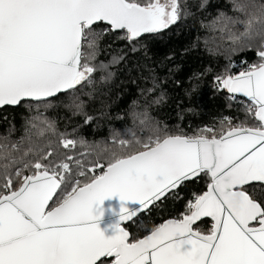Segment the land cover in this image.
I'll list each match as a JSON object with an SVG mask.
<instances>
[{
    "label": "snow or ice",
    "instance_id": "snow-or-ice-1",
    "mask_svg": "<svg viewBox=\"0 0 264 264\" xmlns=\"http://www.w3.org/2000/svg\"><path fill=\"white\" fill-rule=\"evenodd\" d=\"M237 7L248 16L249 9L260 12L255 25L253 19L225 17L226 24L243 29L238 40L248 47L254 36L264 38V4ZM179 18L177 0H0V107L28 103L36 110L28 124L35 128L39 121L42 132H55L39 109L64 95L66 107L83 112L77 88L93 84V74L108 69L96 63L103 35L122 31L120 39L135 52L144 34L167 29ZM98 24L106 27L98 30ZM258 55L261 62L245 71L226 70L216 77L234 99L236 94L247 98L251 123L229 122L218 132L206 128L195 135L148 124L144 139H121L119 151L102 150L89 161L80 158L86 153L45 154L50 144L14 155L25 139L31 142L27 131L11 142V149L8 138H2L0 264H264V50ZM124 58L114 56L110 63ZM84 115V123L91 122ZM59 135L65 150L85 144ZM201 174L210 181L207 191L193 194L181 218L152 228L143 238L122 226ZM256 184L259 192L251 190ZM117 194L141 208L122 206L113 234L106 235L94 208ZM203 218L213 222L207 232L194 227Z\"/></svg>",
    "mask_w": 264,
    "mask_h": 264
},
{
    "label": "trees",
    "instance_id": "trees-1",
    "mask_svg": "<svg viewBox=\"0 0 264 264\" xmlns=\"http://www.w3.org/2000/svg\"><path fill=\"white\" fill-rule=\"evenodd\" d=\"M177 4V22L158 33L144 34L135 52L129 50L127 41L120 39L122 31L108 32L98 40L96 63L103 62L108 69L96 71L93 84L77 88L76 95L84 101L83 112L75 113L73 108L66 107L68 100L64 95L51 100V107L39 109L54 123L55 132H42L45 126L39 121L35 128L28 124L36 115L35 108L28 103L0 108V143L7 137L11 149V142L26 137L27 131L31 142L25 139L21 151L14 155H22L30 146L50 144L45 147V154L52 150L67 156L86 153L80 158L89 161L102 150L119 151L121 139H144L148 124L166 126L172 133L195 135L206 128L218 132L229 122L251 123L245 113L246 100L236 96L234 99L218 85L216 77L225 75L226 70L235 75L261 62L258 52L264 50V38L254 36L248 47H241L238 37L243 29L238 24H226L225 17L253 19L255 25L259 10L249 9L252 16H248L237 5H260L264 0H177ZM105 27L97 25L98 30ZM122 54V61L110 63L114 56ZM84 113L92 117L91 122L84 123ZM121 131L129 134L122 136ZM59 133H65L64 138L83 139L85 144L65 150ZM65 162L72 166L70 161ZM208 183L203 174L184 183L126 225L130 234L140 238L166 219L181 218L193 194L203 193ZM251 190L259 192L261 185H253ZM67 191H71V186ZM210 227L209 219L195 225L205 232Z\"/></svg>",
    "mask_w": 264,
    "mask_h": 264
},
{
    "label": "water",
    "instance_id": "water-1",
    "mask_svg": "<svg viewBox=\"0 0 264 264\" xmlns=\"http://www.w3.org/2000/svg\"><path fill=\"white\" fill-rule=\"evenodd\" d=\"M114 32H117V31H114ZM238 74H239V73H238ZM225 90H226V89H225ZM226 92H227L229 95L233 96V94L229 93L227 90H226ZM236 97L243 98V99L247 100V98H244V97H242V96L239 95V94H236ZM2 107H4V106H2ZM2 107H0V108H2ZM10 107H16V106H10ZM192 180H194V179H192ZM209 182H210V181H209ZM174 191H175V190H174ZM205 191H207V186H206L204 192H205ZM172 192H173V191H172ZM170 193H171V192H170ZM170 193H169V194H170ZM201 194H202V193H201ZM167 195H168V194H167ZM162 199H163V198H161L160 200H162ZM160 200H159V201H160ZM159 201H157L155 204H157ZM155 204H154V205H155ZM122 206L128 208L130 211H132V210H137V209H140V208H141V205H140L139 202H135V201H121V200H120V197H119L118 194H117V195H114V196H112V197H108V198H106V199L102 202V204L99 206V209H95V208H94V214H95V215H98V220H97L98 226L100 227V229H101L102 231L105 232L106 235H111V234H113V232H114V225H116V224L119 222L120 209H121ZM152 206H153V205H152ZM152 206H150L148 209L142 211L141 213L146 212V211L149 210ZM141 213H138V216H139ZM138 216H137V217H138ZM135 218H136V217H134L133 220H134ZM172 219H177V218H169V219L164 220L162 223H164V222H166V221H168V220H172ZM204 219H209V220L212 222L211 218H203L202 220H204ZM133 220H132V221H133ZM132 221L125 222L122 226L125 227V225L131 223ZM162 223H161V224H162ZM198 223H199V222H198ZM198 223H197V224H198ZM212 223H213V222H212ZM194 227H195V225H194ZM125 229H126V228H125ZM126 230H127V229H126ZM127 231H129V230H127ZM147 234H150V232L147 233ZM147 234H146V235H147ZM140 238H143V236L140 237Z\"/></svg>",
    "mask_w": 264,
    "mask_h": 264
},
{
    "label": "flooded vegetation",
    "instance_id": "flooded-vegetation-1",
    "mask_svg": "<svg viewBox=\"0 0 264 264\" xmlns=\"http://www.w3.org/2000/svg\"><path fill=\"white\" fill-rule=\"evenodd\" d=\"M161 2H162V3H164V2H168V3H170V0H168V1H167V0H161ZM127 225H128V224H127ZM125 228H126L127 230H129V229L126 227V225H125Z\"/></svg>",
    "mask_w": 264,
    "mask_h": 264
},
{
    "label": "rangeland",
    "instance_id": "rangeland-1",
    "mask_svg": "<svg viewBox=\"0 0 264 264\" xmlns=\"http://www.w3.org/2000/svg\"><path fill=\"white\" fill-rule=\"evenodd\" d=\"M168 1V0H167ZM211 225H212V222H211Z\"/></svg>",
    "mask_w": 264,
    "mask_h": 264
}]
</instances>
